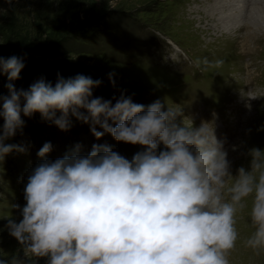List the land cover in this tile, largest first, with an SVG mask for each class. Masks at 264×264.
Returning <instances> with one entry per match:
<instances>
[{
  "label": "clouds",
  "instance_id": "clouds-1",
  "mask_svg": "<svg viewBox=\"0 0 264 264\" xmlns=\"http://www.w3.org/2000/svg\"><path fill=\"white\" fill-rule=\"evenodd\" d=\"M191 63L205 72L224 61ZM24 67L20 57L0 56V75L8 80V95L0 94V162L28 150L5 141L22 132V114L37 112L61 130L75 117L89 123L97 139L110 133L141 150L128 159L104 143L82 154L77 143L49 159L53 146L45 142L23 188L25 204L12 206L21 218L0 217L7 220L0 232L7 229L20 245L10 258L0 251V264L40 258L45 264H231L240 238L237 217L245 212L252 231L243 244L264 252V149L249 148L248 166L233 173L214 124L196 126L181 106L160 99L145 105L123 94L113 104L94 97L102 81L83 74H58L54 85L40 78L17 89L13 81Z\"/></svg>",
  "mask_w": 264,
  "mask_h": 264
},
{
  "label": "rangeland",
  "instance_id": "rangeland-1",
  "mask_svg": "<svg viewBox=\"0 0 264 264\" xmlns=\"http://www.w3.org/2000/svg\"><path fill=\"white\" fill-rule=\"evenodd\" d=\"M218 1L207 0L203 10L216 4L214 14L218 15L222 10ZM202 3L201 0H12L9 4L0 0V44L20 48L21 55L17 57L23 59L25 67L20 78L13 81L17 89L23 86L27 89L36 81L38 72L45 73L43 78H50L54 67L53 85L58 74L64 78L83 74L102 81L93 89L94 97L112 100L114 104L123 94L145 105L160 99L166 106L167 103L181 106L184 116L191 118L196 126L202 120L212 122L217 138L225 141L235 173L239 166H248L249 148L264 149V85L261 83L251 90L243 86L224 88L219 81H214L217 75L231 78L222 71V66L219 68L222 74L214 68L201 72L191 61L207 57L209 61L222 59L223 65L225 62L251 65L256 60L264 63V1H252L250 6L246 3L242 13L227 16L230 23L220 22L217 26L199 10ZM235 3L230 4L231 9H241ZM255 5L259 9L245 17L247 9ZM237 26L241 28L236 37L220 40V32L229 31L227 35L231 36ZM59 40H64L61 46L71 50L51 57L33 48ZM224 44V50L220 49ZM248 49L253 50L251 56ZM243 51L249 57L242 59ZM0 56L13 55L0 50ZM252 67L264 69L259 64ZM261 72L256 76L260 82L264 80V71ZM110 73L115 84L110 81ZM27 76L29 79L25 80ZM6 80V75H0L3 95H8ZM236 92L242 97H236ZM253 96L257 98L252 99ZM233 101H240L239 107ZM22 119L25 121L22 132L18 130L5 143L23 144L28 150L13 151L0 162V217L12 215L17 221L21 218L19 210L12 206L25 204L23 188L31 169L41 159L37 151L45 142L53 146L49 159L62 157L77 143L82 145V154H87L93 144L104 143L128 159L141 150L140 145L116 141L110 133L97 139L90 124L75 117H70L72 123L68 130L42 119L39 112L31 117L22 114ZM6 223V219L0 218V229ZM237 229L240 238L231 253V264H264V252L257 255L243 244L252 231L246 212L238 215ZM19 249L20 245L7 229L0 232V251L6 258ZM37 264H45V258H40Z\"/></svg>",
  "mask_w": 264,
  "mask_h": 264
},
{
  "label": "bare ground",
  "instance_id": "bare-ground-1",
  "mask_svg": "<svg viewBox=\"0 0 264 264\" xmlns=\"http://www.w3.org/2000/svg\"><path fill=\"white\" fill-rule=\"evenodd\" d=\"M203 3V5H201V7H200V11H203V13L204 14H206V16H209V22H212L214 25H218V23H220V22H222V23H230V21L227 19V16H233L234 14H237V13H242L243 12V9H245V7H243L246 3L248 4V6H250V2H252V1H264V0H219L218 1V3L217 4H220L219 5V8L221 7V11L218 13V15H215L214 14V12L217 10V6H216V4H213L212 6H209L208 8H209V10H203V8L205 7V5H206V1L207 0H201ZM222 1H224V3L223 4H221L222 3ZM234 1H236V3H235V5L236 6H238V7H240L241 9H237V7L236 8H234V7H232V9H231V6H230V4L232 3V2H234ZM215 3V2H214ZM247 6V7H248ZM230 7V8H229ZM207 8V9H208ZM256 9H259V6H258V8H257V5H255V6H251V7H249V9H247V12H246V15H245V17L247 16V15H250L249 13H252V11H254V10H256ZM263 9V8H262ZM204 11H206V12H204ZM225 19H227V22H225ZM247 19V18H246ZM247 22L248 23H250L249 22V20L247 19ZM217 23V24H216ZM230 28H232V27H230ZM241 28V27H240ZM240 28L237 26V27H235L234 28V33H232V35L230 36V34L229 35H227V33L229 32H225V31H222V32H220V34H218L220 37H221V41L222 40H224V39H227V38H233V37H236L235 35L236 34H239L237 31H239L240 30ZM233 29V28H232ZM247 33V32H246ZM248 35L250 36V33H248ZM242 36V35H241ZM246 37H247V35H246ZM253 37V36H252ZM240 38V37H239ZM252 39V38H251ZM233 40V39H232ZM231 40V41H232ZM235 40V39H234ZM242 40V39H241ZM248 40V39H247ZM260 40V39H259ZM250 41V40H249ZM257 41V40H256ZM255 41V42H256ZM261 41V40H260ZM223 42H226V41H223ZM233 42V41H232ZM236 42V41H235ZM238 42V41H237ZM259 42V41H258ZM257 42V43H258ZM253 43H254V40H253ZM222 44V43H221ZM228 44H230V43H228ZM237 44V43H236ZM255 44V43H254ZM260 44H261V42H260ZM225 45L226 44H224V46H219L220 47V49L222 48V50H224V48H225ZM231 45V44H230ZM248 45V44H247ZM256 45V44H255ZM232 46V45H231ZM233 46H235V45H233ZM261 46V45H260ZM229 47V46H228ZM251 47H253L252 45H251ZM257 48V47H256ZM255 48V49H256ZM235 48H233V50H234ZM237 49V48H236ZM260 49V48H259ZM242 50V49H241ZM229 51V50H228ZM248 52H250V56H251V54H253V50L252 51H250L249 49L247 50ZM247 51H246V54H244L245 52L243 51V56H241V54H240V56L242 57V59H245V58H243L244 56H246V57H249V55H248V53H247ZM256 51V50H255ZM259 51V50H258ZM221 52V51H220ZM225 52V51H224ZM236 52V51H235ZM228 53H230V51L228 52ZM241 53V52H240ZM258 53V52H257ZM260 53H261V51H260ZM229 55V54H228ZM233 56V55H232ZM235 56V55H234ZM238 56V55H237ZM254 56V55H253ZM223 58H225V57H223ZM230 58H232V57H230ZM234 59H235V57H234ZM232 60V59H231ZM251 63V62H250ZM233 64H234V62H233ZM256 64H259V66H262V65H264V63L263 62H258V60H256L255 61V64L253 63H251V65L249 64V63H243V64H239V63H235V65H230V63L229 64H227L226 62H225V64L224 65H222V68H223V72L225 73V72H227V74L231 77V78H223L222 76H221V78H223V79H221L220 78V76H218L217 74V76H214V81H219V83H221V84H223V86H224V88H227V87H232L233 88V86L234 87H236V88H240L239 86H243L245 89H249V90H251V89H254V88H256L257 86H260V85H262L261 83H263V85H264V80L263 81H258V80H256V76H257V73H259V72H261V71H264V69H262V67L260 68L259 67V69H258V67H256V69H253V67L252 66H255ZM262 64V65H261ZM230 65V66H229ZM215 69V68H214ZM216 70V69H215ZM220 70V69H219ZM221 71V70H220ZM220 71H219V73L218 74H220ZM222 71H221V74H222ZM217 72V71H216ZM262 73V72H261ZM260 74V73H259ZM262 76H263V74H261ZM242 79L244 80L243 82H244V84H242L241 82H242ZM227 80H230V83H228L227 82ZM211 82H213V79L212 80H210ZM209 81V82H210ZM241 89V88H240ZM243 89V88H242ZM234 90H235V88H234ZM248 90V91H249ZM242 91V90H241ZM247 91V90H246ZM246 93V92H245ZM235 94V96L236 97H242V95H241V93H234ZM231 102V101H230ZM234 102V104L233 105H238V107H239V103H240V101H238V103L236 102V101H233ZM235 106V107H236Z\"/></svg>",
  "mask_w": 264,
  "mask_h": 264
},
{
  "label": "trees",
  "instance_id": "trees-1",
  "mask_svg": "<svg viewBox=\"0 0 264 264\" xmlns=\"http://www.w3.org/2000/svg\"><path fill=\"white\" fill-rule=\"evenodd\" d=\"M64 41V40H63ZM62 40H59L57 41L56 43H51L49 45H44V46H39V47H33L35 48V50L40 53V54H44L46 56H51V57H54V56H58L60 54H65L66 52H69L71 49H68L64 46H61L60 44L63 42ZM0 50L1 51H5L6 53L10 54V55H16V56H20L21 55V51H20V48L19 47H13V46H7V45H4V44H0ZM52 73L50 74V78L47 77H44V79L46 81H49V82H54L55 80V74H54V67L51 71ZM45 73H41V72H38V75H37V79H40V78H43V75ZM25 80H28L29 79V76L25 77L24 78ZM53 80V81H51ZM7 81V80H6ZM35 82V80H33V83ZM29 84V83H28ZM28 86V85H27ZM26 86V87H27ZM23 89H25V87L23 86Z\"/></svg>",
  "mask_w": 264,
  "mask_h": 264
}]
</instances>
